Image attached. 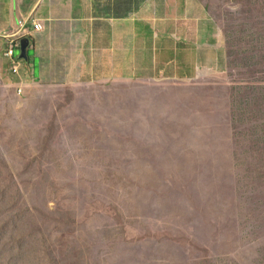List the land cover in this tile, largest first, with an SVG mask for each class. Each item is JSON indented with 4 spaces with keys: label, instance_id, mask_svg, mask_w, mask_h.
<instances>
[{
    "label": "rangeland",
    "instance_id": "374dc122",
    "mask_svg": "<svg viewBox=\"0 0 264 264\" xmlns=\"http://www.w3.org/2000/svg\"><path fill=\"white\" fill-rule=\"evenodd\" d=\"M209 5L214 79L0 112V264H264V0Z\"/></svg>",
    "mask_w": 264,
    "mask_h": 264
},
{
    "label": "crops",
    "instance_id": "0c3cea01",
    "mask_svg": "<svg viewBox=\"0 0 264 264\" xmlns=\"http://www.w3.org/2000/svg\"><path fill=\"white\" fill-rule=\"evenodd\" d=\"M30 16L43 29L29 24L27 58L15 75L4 34ZM215 29L209 0H0V112L23 122L96 103L78 109L77 91L103 96L131 85L154 95L212 80L227 59Z\"/></svg>",
    "mask_w": 264,
    "mask_h": 264
},
{
    "label": "built area",
    "instance_id": "2783aa9c",
    "mask_svg": "<svg viewBox=\"0 0 264 264\" xmlns=\"http://www.w3.org/2000/svg\"><path fill=\"white\" fill-rule=\"evenodd\" d=\"M31 24L35 31H40L43 29V25L38 19L30 16L25 19H19L17 29L13 32L5 33L4 37L7 40V45L4 50V57L9 60V67L13 74L20 75V66L22 64L23 58L19 56V50L21 47V41L23 38L28 37V26ZM25 84L23 81L17 83L16 90L18 94H24Z\"/></svg>",
    "mask_w": 264,
    "mask_h": 264
},
{
    "label": "water",
    "instance_id": "95a60500",
    "mask_svg": "<svg viewBox=\"0 0 264 264\" xmlns=\"http://www.w3.org/2000/svg\"><path fill=\"white\" fill-rule=\"evenodd\" d=\"M29 38H23L21 41V47H20V58L26 59L27 58V48L29 46Z\"/></svg>",
    "mask_w": 264,
    "mask_h": 264
},
{
    "label": "clouds",
    "instance_id": "9594fccd",
    "mask_svg": "<svg viewBox=\"0 0 264 264\" xmlns=\"http://www.w3.org/2000/svg\"><path fill=\"white\" fill-rule=\"evenodd\" d=\"M27 38V37H26ZM20 56V55H19Z\"/></svg>",
    "mask_w": 264,
    "mask_h": 264
}]
</instances>
